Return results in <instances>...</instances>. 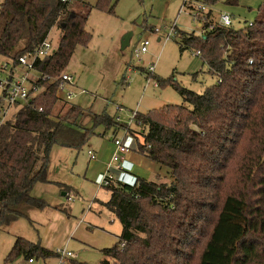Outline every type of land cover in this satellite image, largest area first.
<instances>
[{"label": "trees", "instance_id": "obj_1", "mask_svg": "<svg viewBox=\"0 0 264 264\" xmlns=\"http://www.w3.org/2000/svg\"><path fill=\"white\" fill-rule=\"evenodd\" d=\"M204 3L212 5L214 0ZM70 6L57 0L0 4V59L4 61L16 64L51 29L60 32L52 55L34 65L39 76L48 77L34 83L41 92L0 125V229L22 218L29 220L30 211L47 207L32 191L36 184L49 183L54 145L79 150L96 127L116 132L125 125L105 111L96 113L78 105L64 113L57 109L61 98L55 80L76 47L90 40L86 17ZM204 20L212 23L210 11ZM174 37L180 38L182 49L199 52L206 73L216 82L196 94L168 81L186 106L149 112L142 116L140 131H129L136 140V153L165 168L170 182L136 178L133 185L102 187L107 192L102 205L116 217L121 232L111 248L101 250L100 264H178L175 258L180 256L178 248L189 221L203 218L198 213L203 208L214 218L207 224L208 233H200L205 239L196 264H264V172L258 178L261 162L264 165V6L258 18L243 28L214 24L209 30L204 24L200 36L177 30ZM153 77L146 73V78ZM257 135L261 136L260 156L243 147L249 136L251 142ZM252 180L258 189L248 199L245 191L253 186ZM235 183L241 189L232 188ZM20 257L52 258L55 264L56 254L19 238L5 262ZM74 264L80 263L75 259Z\"/></svg>", "mask_w": 264, "mask_h": 264}, {"label": "rangeland", "instance_id": "obj_2", "mask_svg": "<svg viewBox=\"0 0 264 264\" xmlns=\"http://www.w3.org/2000/svg\"><path fill=\"white\" fill-rule=\"evenodd\" d=\"M228 1L214 0L210 5L204 0H71L73 12L86 17L85 32L90 40L87 45L76 47L61 72L72 78L73 86L68 88L76 95L71 101L61 99L62 104L58 103L57 109L64 113L67 107L78 105L96 113L105 111L110 116L117 115L120 121L127 122L133 112L144 117L165 106H186L168 81L200 94L213 85L216 79L206 73L207 67L194 49L181 48L180 38L170 37L166 43L163 39L172 26L180 32L200 36V23L193 17L190 9L192 5H203L206 11H210L214 23L218 22L222 14L229 16L231 26L235 29L254 22L260 8L264 6V0H237L235 4ZM155 27H161V31L153 32ZM129 33V46L121 50V40ZM59 34L55 27L48 35L54 48L58 45ZM145 40L146 52L136 56L140 43ZM150 67H154V77L147 81L146 73ZM160 81L165 82L163 87L159 85ZM154 85L157 87L154 88ZM59 97L62 95L59 94ZM117 107L122 110L117 112ZM13 113L10 111L8 117ZM132 125L136 129L135 123ZM123 134V130L114 132L98 126L87 144L79 150L58 145L51 148L47 177L52 183L38 185L32 192L47 207L29 214V220L22 218L0 229V264H54L52 258L34 259L29 263L24 257L6 263V257L19 238L39 243L52 251L65 248L76 255V261L80 264L101 263V250L111 248L116 243L121 225L102 205L107 200V192L97 185L98 172L109 161L112 141L115 137L122 138ZM249 139L250 136L243 147L260 156L261 136L257 135L251 142H248ZM139 140L142 142L141 138ZM90 150L96 155L93 162L87 157ZM133 155L137 156L136 153ZM260 166L258 178L264 172L262 162ZM124 170L128 173V169ZM132 170L130 175L133 177L157 181L158 184L170 182L165 168H159L147 160L141 161L136 167L134 164ZM239 174L232 176L236 178ZM254 181L253 186L248 185L245 191L248 199H253L251 194L258 189ZM63 187L71 190L72 201L61 195ZM235 187L241 189L236 183L232 188ZM198 213L204 217L189 221L184 234L186 237L181 239L182 244L178 248L180 256L175 258L178 264L197 263V255L205 239L200 233H208L207 224L214 218L208 208ZM91 220L99 221V225H95L97 230L88 227ZM78 223L79 228L74 231ZM191 253H194L193 256L187 260L186 256Z\"/></svg>", "mask_w": 264, "mask_h": 264}, {"label": "built area", "instance_id": "obj_3", "mask_svg": "<svg viewBox=\"0 0 264 264\" xmlns=\"http://www.w3.org/2000/svg\"><path fill=\"white\" fill-rule=\"evenodd\" d=\"M60 4L70 6L71 0H57ZM191 11H193V17L197 20L200 25V29L204 24H208V29L211 30L214 27V24H218L220 27H230L231 20L229 16L222 14L219 16L217 23L207 22L204 20V17L208 13L206 8L203 5H198L194 7L190 6ZM195 10V11H194ZM161 31V27H155L153 32ZM176 27H171L168 35L165 36L163 42L166 43L169 38H173L176 34ZM147 41L140 43L139 49L136 51V56H141L146 52ZM54 47L51 45L48 37L43 40L33 51L25 53L17 58L16 64L12 61H4L0 59V90L2 94L0 96V125L6 121L10 111L18 108L21 105L28 103V101L35 95L41 92V88L37 87L34 83L39 79L45 80L48 77H41L34 70V65L38 60L47 58L52 55ZM196 55H199V52H195ZM154 67H150L147 70V73L152 76ZM57 84L58 95L61 94V99L63 101H71L76 95L68 87L72 85V78L62 73L55 80ZM147 81H150V78H147ZM157 85H154L156 88ZM117 112L122 110L121 107H117ZM117 122L124 123L125 128L121 129L124 131L122 138H116L112 141L113 152L110 157V160L106 164L104 172L102 173L98 187H107L111 184H116L115 174L124 171L123 163L125 162V157L130 153L131 146L128 142H131L133 147L136 150V140L132 138L129 134V131H140L144 127L143 117L140 116L137 112H133L130 115V119L127 122L120 121L119 116L116 117ZM133 123H135L136 129H133ZM87 157L89 161H94L96 155L93 151L87 152ZM72 199V196H68V200ZM56 258L55 264H74L76 255L70 251H67L65 248H58L55 250ZM32 263V260L28 261Z\"/></svg>", "mask_w": 264, "mask_h": 264}, {"label": "crops", "instance_id": "obj_4", "mask_svg": "<svg viewBox=\"0 0 264 264\" xmlns=\"http://www.w3.org/2000/svg\"><path fill=\"white\" fill-rule=\"evenodd\" d=\"M129 143V145L131 146V150H130V153L125 157V162L123 163V168L124 169H128V173L124 170V171H122V172H119V173H116L115 174V177H116V182L117 183H121V184H126V185H133L134 183H135V180H136V178H138V177H133V176H131L130 175V173L131 172H133V170H132V168H133V166H134V164H135V167H136V165H138V164H141V161H144V160H147V159H145L144 157H142V156H140V155H138L137 153H136V150H135V147H133V145L131 144V142H128ZM112 152H113V149H112ZM137 154V156H135V155H133V154ZM112 155V154H111ZM111 157V156H110ZM128 157V158H127ZM132 158H134V159H132ZM96 160V159H95ZM94 160V161H95ZM109 160H110V158H109ZM127 160V161H126ZM132 161V162H131ZM148 161V160H147ZM93 162V161H92ZM149 162V161H148ZM104 165L105 164H103V166L99 169V174H98V182H99V179H100V177H101V175H102V173L104 172V170L103 169H105L104 168ZM106 167V166H105ZM103 170V172L102 173H100L101 171ZM129 174V175H128ZM47 179H48V177H47ZM49 181V180H48ZM50 183H52V182H50L49 181V183H47V184H50ZM38 185H46V184H36L35 186H34V188H33V190L38 186ZM33 192V191H32ZM61 192H62V196H64L65 195V197L67 198L68 196H72L70 193H72L71 192V190L69 189V190H64V189H61ZM33 197H35V196H33ZM35 198H37V197H35ZM72 201V200H71ZM38 210H32V211H30L29 212V214H31V213H33V212H37ZM41 211V210H40ZM99 223V221L98 220H91V222H89V224H88V227H95L96 228V230H97V227L95 226V225H99L98 224ZM79 228V223L78 224H76L75 225V230L74 231H76L77 229ZM95 230V231H96ZM92 232H94V231H91V233ZM67 240H68V238H67ZM48 250H51V249H48ZM52 251V250H51Z\"/></svg>", "mask_w": 264, "mask_h": 264}, {"label": "water", "instance_id": "obj_5", "mask_svg": "<svg viewBox=\"0 0 264 264\" xmlns=\"http://www.w3.org/2000/svg\"><path fill=\"white\" fill-rule=\"evenodd\" d=\"M131 38V33L125 35L122 40H121V50H124L125 48H127L129 46V41Z\"/></svg>", "mask_w": 264, "mask_h": 264}]
</instances>
